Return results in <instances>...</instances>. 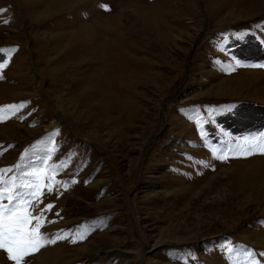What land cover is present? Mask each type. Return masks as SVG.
Masks as SVG:
<instances>
[{
	"label": "rangeland",
	"instance_id": "374dc122",
	"mask_svg": "<svg viewBox=\"0 0 264 264\" xmlns=\"http://www.w3.org/2000/svg\"><path fill=\"white\" fill-rule=\"evenodd\" d=\"M0 9V169L41 168L26 210L67 237L24 264H264V0Z\"/></svg>",
	"mask_w": 264,
	"mask_h": 264
},
{
	"label": "snow or ice",
	"instance_id": "6c2138e0",
	"mask_svg": "<svg viewBox=\"0 0 264 264\" xmlns=\"http://www.w3.org/2000/svg\"><path fill=\"white\" fill-rule=\"evenodd\" d=\"M107 7V6H103ZM4 10L0 9V12ZM7 22V21H5ZM239 66V63H236ZM253 67H260L262 65H251ZM229 70H232L229 68ZM2 78V77H0ZM13 114L22 105L5 106ZM4 108H0V113H3ZM0 119H3L0 115ZM249 145L246 149V154H250L253 150H258L264 154V138L257 140L252 138L245 141ZM213 155H216V150L213 149ZM218 158L226 159V155H221ZM17 163L11 168L0 169V201L7 199L8 203H0V250H4L8 258L15 262V264H24V258L33 254L46 244L55 243L57 239L67 238L66 235H57L55 238H48L39 232L42 226L40 220L44 218V214L50 211L53 205H46L43 209L33 216L32 211L35 210L39 204L37 196L39 173L41 168H34L27 170L22 163ZM43 169L48 173L45 179L49 182L47 191H53V184L58 183L61 187H67V182H55L54 175L56 169L45 162H42ZM13 169L17 174H13L9 178H5L7 173H12ZM75 183V181H72ZM40 195H43L41 192ZM35 202V203H34ZM58 215V214H57ZM35 220V225L31 222ZM83 239V234L79 236ZM72 242H76L75 239ZM229 253L235 252V248H229ZM251 256L252 253H247ZM234 264V262H233Z\"/></svg>",
	"mask_w": 264,
	"mask_h": 264
},
{
	"label": "bare ground",
	"instance_id": "6f19581e",
	"mask_svg": "<svg viewBox=\"0 0 264 264\" xmlns=\"http://www.w3.org/2000/svg\"><path fill=\"white\" fill-rule=\"evenodd\" d=\"M112 52V49H110V53ZM125 54L124 53H122L121 55L120 54H116L114 57H113V62H112V66L113 67H121V66H123V63L122 62H128V60H127V58H126V56H124ZM121 63H122V65H121ZM109 64V63H108ZM110 69V68H109ZM113 69V68H112ZM116 69V68H115ZM124 69H125V67H124ZM111 70V69H110ZM114 71V70H113ZM126 73H125V75L126 76H128V74H129V72H127L126 70H124ZM121 76V75H120ZM113 78V77H112ZM117 87V86H116ZM118 89H120V88H116L115 90H118ZM119 91V90H118ZM96 92V91H95ZM108 94H106L107 96H109L110 97V92L111 91H106ZM116 92V91H115ZM91 93V92H90ZM89 93V94H90ZM122 93V92H121ZM116 94H117V92H116ZM88 95V94H87ZM102 95V94H101ZM119 95V94H118ZM117 95V97H119ZM113 96V95H112ZM116 97V98H117ZM128 97V96H127ZM121 98V97H120ZM107 99V98H106ZM122 99H123V97H122ZM100 100V99H99ZM121 100V99H120ZM112 101V100H111ZM111 101H109V103L111 102ZM113 101H116V100H113ZM104 102V101H103ZM98 103V102H97ZM100 103V102H99ZM102 103V102H101ZM111 103H114V102H111ZM121 103H123V102H120V104ZM107 104V103H106ZM119 105V104H118ZM106 106V105H105ZM120 107V106H119ZM122 107V106H121ZM108 110V109H107ZM111 110V109H110ZM115 111V110H114ZM118 111V110H117ZM121 111V110H120ZM103 112V111H102ZM106 115H108V114H106ZM119 115V114H118ZM121 115V114H120ZM124 115V114H123ZM111 116V115H110ZM113 116V115H112ZM125 117V116H124ZM115 118H117L118 119V117H115ZM126 119V118H125ZM108 120V119H107ZM116 120V119H115ZM119 120V119H118ZM118 123V122H117ZM120 125V124H119ZM121 126V125H120Z\"/></svg>",
	"mask_w": 264,
	"mask_h": 264
}]
</instances>
